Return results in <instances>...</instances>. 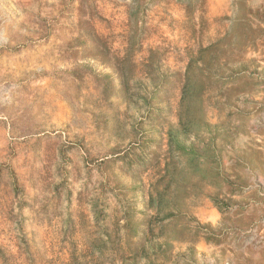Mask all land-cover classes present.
Returning <instances> with one entry per match:
<instances>
[{
  "label": "rangeland",
  "instance_id": "1",
  "mask_svg": "<svg viewBox=\"0 0 264 264\" xmlns=\"http://www.w3.org/2000/svg\"><path fill=\"white\" fill-rule=\"evenodd\" d=\"M0 264H264V0H0Z\"/></svg>",
  "mask_w": 264,
  "mask_h": 264
}]
</instances>
